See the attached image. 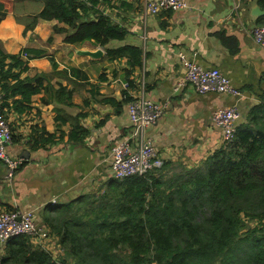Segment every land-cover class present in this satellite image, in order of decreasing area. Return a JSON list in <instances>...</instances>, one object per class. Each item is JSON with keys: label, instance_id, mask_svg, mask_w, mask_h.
Wrapping results in <instances>:
<instances>
[{"label": "crops", "instance_id": "1", "mask_svg": "<svg viewBox=\"0 0 264 264\" xmlns=\"http://www.w3.org/2000/svg\"><path fill=\"white\" fill-rule=\"evenodd\" d=\"M187 1L186 9L156 14L145 13L143 0H111V5L104 7V12L128 31L115 46L127 43L143 50L142 66L134 70L135 86L129 84V89L123 86L129 83L127 59L76 54L63 42L67 33L55 31V26L68 25L40 19L35 29L25 34V26L13 13L2 17L0 47L6 53H19L26 47L46 49L58 67L49 56L31 59L22 76L42 77L40 92L23 112L14 109V98H9L10 107L4 109L14 136L7 151L23 156L26 162L6 178L8 167L0 158V212L32 210L41 223L54 206L98 193L114 178L113 147L125 140L138 144L125 91L167 103L165 113L144 130V138L154 143L164 161L191 167L221 147V130L212 121L219 108L237 105L241 113L237 127L247 121L252 108L264 101V48L250 35L253 27L264 24L263 2ZM257 7L260 10L253 12ZM221 32L236 41L221 39ZM182 53L205 68L220 69L242 90V96L198 93L191 84L177 89L186 74L179 56ZM61 87L72 93V104L57 100ZM74 124L86 131L75 141L70 139ZM41 127L54 139L46 146L32 147ZM56 243L57 239L50 237L46 242L58 255ZM2 246L0 243V249Z\"/></svg>", "mask_w": 264, "mask_h": 264}, {"label": "trees", "instance_id": "2", "mask_svg": "<svg viewBox=\"0 0 264 264\" xmlns=\"http://www.w3.org/2000/svg\"><path fill=\"white\" fill-rule=\"evenodd\" d=\"M107 4L111 0H0V21L13 13L25 34L40 19L64 23L68 28L55 26L56 32L67 33L63 42L91 41L104 47L109 59L126 58V77L134 87L143 50L127 43L115 46L128 31L104 12ZM219 36L236 41L225 32ZM43 56L58 67L46 49L6 53L0 47V108L5 114L9 98L23 112L40 92L42 77L22 74L31 59ZM125 95L128 103L132 96ZM71 96L61 87L57 100L70 105ZM38 131L32 147L53 141L44 127ZM85 133L74 124L70 139ZM38 224L57 239L59 254L20 234L4 245L0 264H264V101L237 127L233 142L200 163L189 167L165 160L144 175L111 178L98 193L54 206Z\"/></svg>", "mask_w": 264, "mask_h": 264}, {"label": "built area", "instance_id": "3", "mask_svg": "<svg viewBox=\"0 0 264 264\" xmlns=\"http://www.w3.org/2000/svg\"><path fill=\"white\" fill-rule=\"evenodd\" d=\"M146 14H156L161 11H176L189 7L187 0H143ZM238 5L235 12H238ZM250 35L256 45L264 48V24L257 25L250 30ZM27 57L28 54L24 53ZM185 67L184 79L179 82L177 89L191 84L198 93L216 92L227 93L235 97L242 96V90L235 86L230 78L218 68H205L189 59L183 53L179 55ZM124 88L129 89V83L124 82ZM167 103L161 104L146 98L144 95L132 96L127 104L129 117L135 125L134 135L138 136V144L130 141H120L113 147L112 167L114 177L124 179L131 175H144L154 168L161 167L164 160L150 139L144 138V130L155 124L165 113ZM241 113L237 105L219 108L214 111L212 121L222 133V145L234 141L237 133V122ZM13 141V133L6 114L0 108V158L8 167L6 178L14 173L26 162L23 156L12 155L7 151ZM55 202V200H54ZM20 234H27L34 243L47 246L48 228L39 225L34 211L2 210L0 212V243L5 245L10 238ZM48 248V246H47Z\"/></svg>", "mask_w": 264, "mask_h": 264}, {"label": "water", "instance_id": "4", "mask_svg": "<svg viewBox=\"0 0 264 264\" xmlns=\"http://www.w3.org/2000/svg\"><path fill=\"white\" fill-rule=\"evenodd\" d=\"M258 10H260L259 7L254 9L253 12H257ZM64 43L65 44H70V45H67V46H69L70 49L72 51H74L76 54H78V55H86V56H88L90 58H93V59H99V58L103 57L106 54V51H105L104 47L96 46L95 49H92V48L86 46V43H92L91 41H86L83 44H80V45L84 46V47H80V48L78 46H76L77 44H71V43H66V42H64ZM46 44H47V46H50V44H48V43H46ZM4 248H5V246H2V248L0 249V259H1V256L3 254Z\"/></svg>", "mask_w": 264, "mask_h": 264}, {"label": "rangeland", "instance_id": "5", "mask_svg": "<svg viewBox=\"0 0 264 264\" xmlns=\"http://www.w3.org/2000/svg\"><path fill=\"white\" fill-rule=\"evenodd\" d=\"M86 46L91 47V48H94L93 43H86Z\"/></svg>", "mask_w": 264, "mask_h": 264}]
</instances>
